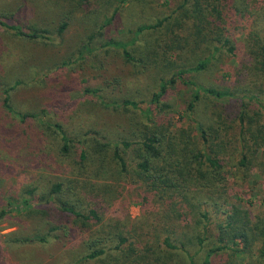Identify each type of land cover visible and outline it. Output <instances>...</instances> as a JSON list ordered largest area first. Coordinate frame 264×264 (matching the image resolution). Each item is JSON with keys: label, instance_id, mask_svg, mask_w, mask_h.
I'll return each instance as SVG.
<instances>
[{"label": "trees", "instance_id": "trees-1", "mask_svg": "<svg viewBox=\"0 0 264 264\" xmlns=\"http://www.w3.org/2000/svg\"><path fill=\"white\" fill-rule=\"evenodd\" d=\"M111 1L102 0L104 12ZM175 3L169 13L124 31L133 34L131 41L102 39L118 15V5L74 52L78 61L114 46L132 67L156 70L144 107L145 101L116 102L100 90H85L96 95L99 106L125 114L124 130L83 125L76 132L46 110L17 111L10 93L28 85V77L3 86L4 108L20 123L34 121L64 156L67 177L53 183L46 198L75 225L91 230L100 224L101 205L115 200L126 185L135 187L147 208L152 241L118 224L93 234L82 260H111L119 254L127 264H264V0ZM0 25L21 43L43 47L54 46L67 28L66 22L53 29ZM231 29L242 34V55L231 85L205 84L199 77L215 62H222L224 55L236 58ZM155 35L160 39L143 44L141 52L139 37ZM71 63L68 59L29 70L46 71V78ZM182 93L179 104L176 96ZM20 204L30 208L26 198ZM6 213L2 209L0 219Z\"/></svg>", "mask_w": 264, "mask_h": 264}, {"label": "rangeland", "instance_id": "rangeland-1", "mask_svg": "<svg viewBox=\"0 0 264 264\" xmlns=\"http://www.w3.org/2000/svg\"><path fill=\"white\" fill-rule=\"evenodd\" d=\"M120 1L112 0V7L104 12L102 0H87L85 4L77 0H0V23L8 26L53 29L61 22L67 23L63 36L54 46L46 47L21 43L13 31L0 25V211L7 212L0 219V264H127L119 254L111 260L104 257L102 261H87L81 257L93 234L95 236L101 229L111 231L118 224L123 225L125 231L136 229L137 234L143 235V241L153 239V227H148L150 216L147 208L141 206L134 186L119 188L121 193L117 198L114 196L115 200L101 205L102 221L91 230L75 225L73 218L52 201L47 202L50 186L67 177L64 156L58 153L53 139L45 137L34 121L18 122L6 113L3 105V86H12L22 77H28V85L18 86L10 93L11 105L17 111L40 113L46 110L76 132L83 125L124 130L128 121L125 114L119 115L113 108L99 106L96 95L85 90H100L105 98L116 102L124 99L145 101L144 107L149 97L148 83L153 82L156 70L141 72L140 68L132 67L114 46L109 52L97 51L78 61L74 52L93 31H98L99 25L118 5V15L102 39L131 41L133 34L124 31L135 30L136 26L157 15L169 13L176 3L175 0L150 3L128 0L121 4ZM231 33L237 47L236 58L224 55L222 62H215L211 71L199 77L205 84L231 85V75L242 55L241 30L231 29ZM139 39L138 47L142 52L143 44L153 43V39L160 37ZM103 42L100 40L101 44ZM68 59L72 60L70 65L49 72L46 78L43 77L46 71L34 74L29 70L31 66L58 65ZM180 97L184 99L183 93L176 96L179 104ZM256 177L257 174L253 179ZM24 198L30 208L20 204ZM38 237L44 238L39 240ZM25 238L34 240L22 242Z\"/></svg>", "mask_w": 264, "mask_h": 264}]
</instances>
